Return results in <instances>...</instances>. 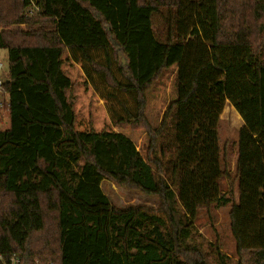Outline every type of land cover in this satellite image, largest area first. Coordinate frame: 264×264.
<instances>
[{
  "label": "trees",
  "instance_id": "1",
  "mask_svg": "<svg viewBox=\"0 0 264 264\" xmlns=\"http://www.w3.org/2000/svg\"><path fill=\"white\" fill-rule=\"evenodd\" d=\"M0 49V263L264 264V0H0ZM71 60L114 124L144 130L141 148L76 128ZM168 71L173 97L154 126L150 92ZM226 102L244 124L222 146ZM105 179L160 204L116 207ZM217 208L234 256L197 228Z\"/></svg>",
  "mask_w": 264,
  "mask_h": 264
},
{
  "label": "rangeland",
  "instance_id": "2",
  "mask_svg": "<svg viewBox=\"0 0 264 264\" xmlns=\"http://www.w3.org/2000/svg\"><path fill=\"white\" fill-rule=\"evenodd\" d=\"M20 27L24 28L25 26L21 25ZM9 28L16 29L18 25H10ZM0 60H3L5 65H9L6 49H0ZM65 69L74 81L76 128L78 130L94 129L98 132L103 130L123 132L133 139L138 148H141L146 136L144 130L129 125L114 124L107 109L106 100L102 99L90 84L85 83L82 69L71 63L66 64ZM173 75L174 73L171 71L166 72L161 82L150 92L147 115L154 126L159 124L166 105L173 97ZM243 124L241 115L231 103H228L220 115V144L224 146L227 141L237 140ZM101 188L116 207L142 205L157 208L160 204L158 196L120 185L111 179L103 180ZM196 225L199 233L203 235L206 241L216 242L218 240L221 244V250L227 251L230 255H235L236 245L230 230L228 208L212 209L210 213L204 209L200 210Z\"/></svg>",
  "mask_w": 264,
  "mask_h": 264
},
{
  "label": "built area",
  "instance_id": "3",
  "mask_svg": "<svg viewBox=\"0 0 264 264\" xmlns=\"http://www.w3.org/2000/svg\"><path fill=\"white\" fill-rule=\"evenodd\" d=\"M8 78L9 65H5L4 61L0 60V129L5 128L10 123L9 92L5 88ZM0 264H21V262L19 259L13 257L10 261H2Z\"/></svg>",
  "mask_w": 264,
  "mask_h": 264
},
{
  "label": "crops",
  "instance_id": "4",
  "mask_svg": "<svg viewBox=\"0 0 264 264\" xmlns=\"http://www.w3.org/2000/svg\"><path fill=\"white\" fill-rule=\"evenodd\" d=\"M70 63H71V64H74V65L78 66L80 69H82V67H81L82 65H79V64H81V62H74V61L71 60L70 62L67 63V65L70 64ZM64 68H65V66H64ZM82 71H83V70H82ZM228 103H230V102H226V104H225L226 107L228 106ZM225 106H224V107H225ZM234 108H235V107H234ZM235 110H236V109H235ZM236 111H237V110H236ZM237 112H238V111H237ZM238 113H239V112H238ZM243 123H244V121H243ZM7 126H8V125H7ZM7 126H6V127H7ZM6 127H5V128H6ZM3 129H4V128H3ZM237 140H238V138H237Z\"/></svg>",
  "mask_w": 264,
  "mask_h": 264
},
{
  "label": "water",
  "instance_id": "5",
  "mask_svg": "<svg viewBox=\"0 0 264 264\" xmlns=\"http://www.w3.org/2000/svg\"><path fill=\"white\" fill-rule=\"evenodd\" d=\"M122 61H123V65H124V64L126 63V60H125V58H123V59H122Z\"/></svg>",
  "mask_w": 264,
  "mask_h": 264
}]
</instances>
